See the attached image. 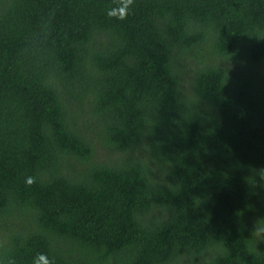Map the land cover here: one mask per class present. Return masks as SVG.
<instances>
[{
  "label": "trees",
  "instance_id": "16d2710c",
  "mask_svg": "<svg viewBox=\"0 0 264 264\" xmlns=\"http://www.w3.org/2000/svg\"><path fill=\"white\" fill-rule=\"evenodd\" d=\"M0 0V264H264V0Z\"/></svg>",
  "mask_w": 264,
  "mask_h": 264
},
{
  "label": "clouds",
  "instance_id": "9594fccd",
  "mask_svg": "<svg viewBox=\"0 0 264 264\" xmlns=\"http://www.w3.org/2000/svg\"><path fill=\"white\" fill-rule=\"evenodd\" d=\"M133 3L134 0H119L118 9L109 12V15L112 16L115 14L118 19L126 18L127 12Z\"/></svg>",
  "mask_w": 264,
  "mask_h": 264
}]
</instances>
